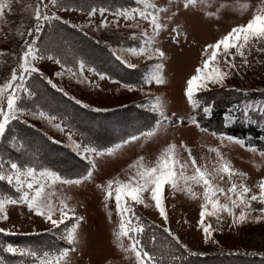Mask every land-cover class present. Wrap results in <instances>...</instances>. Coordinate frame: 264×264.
<instances>
[{"label":"snow or ice","instance_id":"1","mask_svg":"<svg viewBox=\"0 0 264 264\" xmlns=\"http://www.w3.org/2000/svg\"><path fill=\"white\" fill-rule=\"evenodd\" d=\"M49 4L57 10H69L60 3V0H48V3H45V0H0V40L7 41L9 37H15L23 41L19 53L15 51L11 53L15 64L11 67L10 74L0 75V139L5 137L14 121H23L25 116L45 121L59 132L65 131L62 122L53 123L58 119L57 116L39 109L31 111L22 106L25 96L31 98L34 95L29 85L34 74L46 80L47 84L56 91L68 96L63 88L44 76L36 66L39 61L47 59L60 65L62 70L56 73L58 77L67 74L70 79L75 78L77 83L92 84V81L84 76L86 65L83 60L78 61V69L73 71L54 55L46 54L40 48L38 40L46 26L50 28L56 21L70 24L69 21L62 20L55 12L49 14L45 11ZM134 4L135 7L117 8L113 11L103 7L99 9L93 7L87 12L89 24L80 26V30L92 27L91 18L97 14V11L102 19L96 25V31L119 29L122 20L123 27L133 30L129 39L138 41V44L117 49L113 55L130 69H135L137 65L130 62L129 57L153 62L143 75L142 83L148 86L153 84L160 86L167 83L164 74L166 54L159 46L158 40L161 34L168 31L176 44H180L182 40L187 42L188 36L183 31L182 24L177 23L169 29L168 22L173 21L181 10L198 11L204 18L215 20H219L225 11H232L241 16L248 15L246 22L232 26L219 39L202 47L200 63L186 80L183 93L193 113L198 114L201 108L200 93L209 92L215 88L227 89L229 87L227 81L233 75H240L241 69L252 66L253 60L257 65H264V0H259V3L255 5L251 0H232L231 3L228 0H219V2L217 0H167V3L163 5L158 4L156 0H134ZM17 10L22 14V18L13 29L11 26L13 22L9 20V17L16 15ZM106 13L112 16L111 21L107 19ZM25 16L33 23H26ZM141 22H145L147 27H143ZM25 36L30 39H25ZM8 55L9 53L0 50V67L7 63L4 58ZM87 71L98 76L100 80L108 78L94 68H87ZM121 87L134 91L138 86L121 84ZM139 90L146 96L151 95L150 92H144L143 86H140ZM235 91H241V89H235ZM69 99L84 108L89 107L75 97L69 96ZM148 106L151 111L158 114L159 119L153 129L141 134L145 141L156 137L165 123L170 126L185 125L183 118L175 120L166 114L163 98L157 96L149 100ZM93 110L101 111L99 108ZM202 110L204 115L208 116L212 107L204 105ZM260 110L264 111V107ZM244 114L248 115L247 112ZM172 116L174 117L175 114L173 113ZM224 121L225 127L234 122L231 111L225 115ZM187 123L195 126L201 133L209 131L201 126L194 114L189 115ZM209 134L219 141V145H201L202 148L206 147L209 155L202 154L199 161L193 155L192 149L183 141L179 145L170 142L159 151L153 161H146L144 156H140L129 164L125 179L117 176L96 185L103 194L106 211L109 202L114 201L118 220L112 232L113 243L123 258L131 261V264H164L166 255L171 264L186 259L171 250L167 254L161 252L156 255L148 251L143 243L148 225L137 214L136 207L139 205L144 208L154 207L162 218L163 224L168 225L166 187L171 195L179 193L192 201H199L198 228L203 233L205 244L217 243L212 238L216 229L210 222L206 223V220L214 218L217 224H220L225 218H230V227L264 221V177L250 185L247 182L249 179L247 173L234 168L222 149L229 145H237L253 155L258 154L262 160H264V151L246 145L245 140L232 135L217 132ZM141 137L131 136L120 144L101 150L88 144L77 143L69 132V146L89 165L86 174L77 178H66L51 169L37 168L31 163L20 164L10 159H0V182L11 189V193H0V221L8 220L10 206L26 207L30 214L41 217L45 223L49 224L48 231L56 240L63 241L66 245L20 247L11 243H0V252L21 258L20 264H73V254L78 251L81 243L80 229L85 217L77 214L76 207L70 203L72 197L66 194L65 189L90 182L97 167V158L114 156L125 144L138 141ZM20 148H23L22 144ZM184 153L187 154L186 157ZM253 166L257 171L260 170L261 165L254 163ZM108 219L109 222L112 221L111 211H108ZM163 232L167 233L175 245L188 256L204 255L201 252L191 251L169 227H163ZM0 233L15 234L4 228H0ZM150 239L155 246V234ZM249 255H256V253H249ZM0 264H8L4 255H0Z\"/></svg>","mask_w":264,"mask_h":264},{"label":"rangeland","instance_id":"2","mask_svg":"<svg viewBox=\"0 0 264 264\" xmlns=\"http://www.w3.org/2000/svg\"><path fill=\"white\" fill-rule=\"evenodd\" d=\"M156 2L163 5L167 3V0H156ZM228 2L231 3L232 0H228ZM251 2L255 5L259 3V0H251ZM45 3H48V0H45ZM60 3L69 10H57L49 4L45 11L49 14L55 12L62 20L69 21L70 24H67L69 26L76 25L77 27L72 28L81 31L97 45L95 48L91 44H86L87 51L92 48L91 53L88 51V55H83L80 52V56H75L77 57L75 60L63 64L76 71L78 61L83 60L86 65L84 76L91 80L92 84L77 83L75 78L70 79L67 74L63 77L56 76V73L62 69L53 61L44 59L38 62L36 66L44 76L51 79L58 87L63 88L68 96L59 92L63 96V100L55 97L53 91L56 90L50 85H47L46 88L42 82L46 80L40 79L38 75L34 74L29 81L34 95L31 98L25 96L22 106L29 100L30 106H24L28 110L39 109L57 116L58 119L53 123L62 122L65 131L59 132L45 121L25 116L23 121L18 122H23L35 131L31 134L36 139L35 151L30 153L29 160L26 158L27 161L17 162L31 163L37 168L51 170L53 165L54 167L63 165V168L73 174L79 171L87 172L89 165L69 146L68 133L72 134V139L77 143L88 144L101 150L120 144L131 136L141 137L142 133L153 129L159 119L158 114L151 111L148 106L149 100L157 96L163 98L167 115L175 120L180 118L185 120V125L170 126L165 123L156 137L148 141L141 137L138 141L125 144L114 156L97 158V167L90 182H85L79 187L73 186L65 189L66 194L72 197L70 203L76 207L77 214L85 217L80 229L81 243L78 246V251L73 254V264H131V261L123 258L113 243L112 232L118 220L114 201L109 202L106 211L103 194L96 185L117 176L125 179L129 164L140 156H144L146 161H153L159 151L170 142L179 145L183 141L192 149L193 155L199 161L202 154L209 155L206 147L202 148L201 145H219V141L211 136L210 132L220 133L221 130L234 129L237 126L240 129H244V127L249 129L248 127H250L252 131L248 132V141L257 144L253 146L264 151V111L260 110L264 107V65H257L253 60L252 66L248 69H241L240 75H233L227 81L229 86L227 89L215 88L199 94L200 98L204 100V105L212 107L208 116L204 115L203 110L201 111V115L206 121L201 126L209 130L201 133L195 126L187 123L189 115L196 113H193L183 94L186 80L200 63L202 47L219 39L232 26L246 22L248 15L241 16L232 11H225L219 20H215L204 18L198 11L181 10L173 21L168 22L169 29L177 23L182 24L183 31L188 36L187 42L182 40L180 44H176L172 41L168 31L161 34L158 40L159 46L166 54L164 74L167 83L160 86L155 84L148 86L142 83L143 75L153 62H144L129 57L130 62L137 65L135 69H130L121 64L113 55L117 49L138 44V41L129 39L133 30L123 27L122 20L119 29L109 28L96 31V25L102 19L97 11V14L91 18L92 27L80 30V26L89 24L87 12L91 8L103 7L113 11L117 8L135 7L134 0H60ZM105 15L109 21L112 20L111 15L108 13ZM21 18L22 14L19 13V10L16 15L9 17V20L13 22L11 25L13 29L17 27ZM24 20L28 24L32 22L26 16ZM141 23L143 27H147L145 22ZM25 39L28 37L25 36ZM22 43L21 39L15 37H9L7 41L0 40V50L9 53L4 58L7 63L0 67V75L10 74L11 67L15 64L11 53L17 52ZM87 68H94L110 79L100 80L98 76L87 71ZM121 84H132L138 87L137 90L128 91L127 88L121 87ZM140 86H143L144 92H150L151 95H144L139 90ZM235 89H241V91H235ZM69 96L81 100L89 107L84 108L76 104L74 100L69 99ZM64 101H71L78 111L68 112V109L64 107L67 105ZM96 108L101 111H94L93 109ZM230 111L234 116V122L225 127L224 117ZM245 112L248 113L247 116H245ZM255 115H258L259 118L254 117ZM212 127L213 129H210ZM55 146H61L59 148L63 147L71 154L63 152V150L54 152L56 151ZM38 147L40 151H38ZM222 150L225 156L231 160L234 168L247 173L249 177L247 182L250 185L264 177V160L258 154L253 155L250 151L237 145H229ZM183 155L186 157L187 154ZM58 161L60 163H57ZM254 163L261 165L259 171L253 166ZM1 189L0 185V193H3ZM165 194L167 196L168 225L163 224L162 218L154 207L144 208L142 205L136 207L137 214L148 225L146 230L149 227L159 226L157 228L161 230L165 226L169 227L191 251L204 253L203 256L198 257L203 258L206 261L205 264H219L218 261L228 260L225 258H231L235 264L245 261L246 264H253L256 259L259 261L264 257V221L230 227V218H225L220 224H217L214 218L206 220V223L210 222L216 229L212 238L217 243L205 244L203 233L198 228L199 201H192L179 193L171 195L167 187ZM108 211L112 212L111 222L108 219ZM8 215V220L0 221V228L11 230L15 234L6 236L20 237L50 233L48 231L50 225L45 223L41 217L30 214L26 207L10 206ZM19 242L21 241L15 239L9 240L8 243L20 245ZM56 242L58 244L56 247L66 246L63 241L56 240ZM229 253L237 254L230 255ZM249 253H256V255H249ZM17 258V261L8 258L6 260L8 264H20L21 258Z\"/></svg>","mask_w":264,"mask_h":264},{"label":"trees","instance_id":"3","mask_svg":"<svg viewBox=\"0 0 264 264\" xmlns=\"http://www.w3.org/2000/svg\"><path fill=\"white\" fill-rule=\"evenodd\" d=\"M33 22H31L32 24ZM30 39V37H28ZM39 46L42 50L46 52V54H52L59 58V60L64 63L68 64L69 62L75 60L77 57L80 56V52H82L83 55L91 53V49H88L86 44H91L95 48H97L96 43L89 37L82 34L81 31L74 29L70 27L67 24L61 23L59 21H56L53 23L52 27H45L42 33L40 34L39 40H38ZM86 46V47H85ZM21 47V46H20ZM20 47L18 48L17 53H19ZM42 81V80H41ZM45 84V87L47 88L48 84L46 81H42ZM51 92V91H50ZM53 95L55 97L61 98L63 100V96L61 93L57 91H53ZM200 98V96H199ZM201 99V108L198 110V114L196 115V118L199 120L200 124L203 126L204 124V118L201 115L202 108L204 106V100ZM67 104L64 106L66 109H68V112H76L78 111L77 107H74L73 103L71 101H64ZM24 106L29 105V100L23 103ZM30 108V107H29ZM76 110V111H75ZM254 117L259 118L258 115H255ZM206 122V121H205ZM249 129H240L238 126L234 129H224L221 130L220 133H225L227 135H232L237 138L243 139L246 142V145H257L253 142L248 141L247 136ZM210 129H213L210 128ZM34 130H32L31 127L27 126L23 122L14 121V123L10 126L9 130L6 132V135L3 139H1L0 142V159L5 160H13V161H27V159H30V153L34 152V144L36 143V139L33 135ZM252 131V130H251ZM35 132V131H34ZM38 133V132H37ZM219 133V132H218ZM23 145V148H20V145ZM61 147V146H59ZM58 146H55L54 149L58 151L67 152L69 154L70 151H67L65 148H59ZM38 151H40V148L38 147ZM27 158V159H26ZM26 159V160H25ZM23 163V162H22ZM57 163H60L59 161ZM21 164V163H20ZM61 168V169H60ZM52 170L59 173L61 176L66 178H77L81 175L86 174L85 171L77 172L82 174H73L68 172L65 168H63V165H54L52 166ZM1 190L3 193H11V189L5 184L0 182ZM155 234L156 236V243L155 246H153L151 242V236ZM18 240L20 245L17 243H14L15 246H35V247H53L58 246L56 242V238L51 235V233H43V234H36L31 236H20V237H11L6 236L2 233H0V243L6 244L9 242V240ZM143 243L147 247V250L150 252H154L156 255H159L161 252L168 253L169 250L172 252H175L178 256H184L186 259L182 261L176 262V264H205V260L203 258H200L198 256L192 257L188 256L187 253H184L182 249H179L177 245H175V242L171 240V238L167 235V233L163 232V230L154 227H149L148 230H146L144 241ZM0 255H4L5 258H8L9 260H18L17 257H11L10 255H7L6 253L0 252ZM219 257V256H218ZM223 257V256H221ZM228 260H222L218 261L219 264H235L231 258H225ZM258 259L253 264H264L262 262V258ZM246 262V261H245ZM245 262L239 263V264H246ZM164 264H171V261L168 260L167 255L165 256V262Z\"/></svg>","mask_w":264,"mask_h":264}]
</instances>
